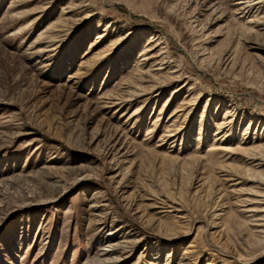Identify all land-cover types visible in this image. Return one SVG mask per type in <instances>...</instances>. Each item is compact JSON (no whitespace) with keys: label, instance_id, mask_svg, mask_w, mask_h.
Masks as SVG:
<instances>
[{"label":"rangeland","instance_id":"1","mask_svg":"<svg viewBox=\"0 0 264 264\" xmlns=\"http://www.w3.org/2000/svg\"><path fill=\"white\" fill-rule=\"evenodd\" d=\"M236 8L0 0V264H264L238 202L264 179L242 151L264 145V21ZM159 43L176 80L139 70Z\"/></svg>","mask_w":264,"mask_h":264},{"label":"bare ground","instance_id":"2","mask_svg":"<svg viewBox=\"0 0 264 264\" xmlns=\"http://www.w3.org/2000/svg\"><path fill=\"white\" fill-rule=\"evenodd\" d=\"M229 2L233 3L234 6H238V8H236L237 10L235 11V14L237 16H239L240 19L246 20V22L248 24L252 25V24H255V22H257V21H259L260 23H262V21H264V0H229ZM261 30H263V29H261ZM157 50L161 54L160 56L162 58L160 60L152 62L153 64L150 65L148 69L143 68L142 67L143 65L145 66L146 63L151 64V61L153 60V58H155V57L157 58L159 56V55L154 56L151 54ZM165 54H167V51L165 50V47H163V44H160V43L159 44H153L151 46H148L146 49H144V51L141 53V59L139 61V65H140L139 70L141 71V73L143 75L150 76V78H152V79H157V78H159V76H162V74H164V71L168 70L169 71L168 79L174 80L175 78H177V75H178L177 73L180 72L178 70L179 67L177 69H174L173 71H171L170 66L175 63V60L169 54L167 56H164ZM166 74H167V72H166ZM145 88H146V86L140 85V86L136 87V91L144 90ZM136 91L131 92V94L135 95ZM136 96H137V94H136ZM138 98H139V96H138ZM115 100H118V99H115ZM230 130H231V128H229V130H227V133H229ZM225 135H226V133H225ZM167 136H168V134L165 135V137H167ZM229 136L230 135H227V137H229ZM224 137L225 136H223L221 142L225 143L226 139H224ZM259 140H261V139L254 137V139L251 140L250 143H257V142H259ZM226 142H228V141H226ZM221 148H219V149L221 151H223ZM225 148H223V149H225ZM213 150H215V149H213ZM242 151L246 154L245 162L247 164V166H246L247 167V169H246L247 174L249 176H251V175H253V174H251V172L258 173L257 171L260 170L262 168V166H264V154H263L264 145L255 146V144H254V147H251L249 149L245 148ZM243 180L245 181V179H243ZM226 181H228V182L229 181H231V182L235 181L233 185H229V187L231 188L229 193L233 194L234 196L236 195V197L238 195H242L243 193H246V192H243L242 191L243 188L241 189V187H240V184L242 183L241 178H238L236 180H235V178L234 179L233 178H230V179L226 178ZM237 181H239V182L236 183ZM247 181H252L254 184H256L257 188L260 189V192L254 195L255 199H248V200L247 199H241L238 202L242 203V207H244V209H243L244 211H242V212L244 214H246V218L249 220L250 224H252V227H254L255 232L264 233V179L253 180V179L249 178V179H247ZM248 194L250 195V193H248ZM239 197L240 196H238L237 198H239ZM237 200H239V199H237ZM97 207L104 209V208L108 207V205L107 204H100V205L95 206L93 208H97ZM151 208L152 209H158L157 203L154 202V204L151 206ZM97 211H99V210H97ZM93 216L99 217L100 221L103 220V218L105 217L104 213H101L98 215L94 214ZM97 222H99V220ZM128 245H131V244H129V241H126V240L111 242V243H109V245L106 246L105 249H103V252H104L103 255L114 254V253H118L121 251L123 253H125V252H127L126 248L128 247Z\"/></svg>","mask_w":264,"mask_h":264}]
</instances>
